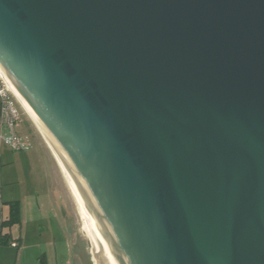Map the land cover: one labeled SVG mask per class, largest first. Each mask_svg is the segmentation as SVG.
<instances>
[{
    "label": "water",
    "instance_id": "1",
    "mask_svg": "<svg viewBox=\"0 0 264 264\" xmlns=\"http://www.w3.org/2000/svg\"><path fill=\"white\" fill-rule=\"evenodd\" d=\"M0 74L93 264H264V0H0Z\"/></svg>",
    "mask_w": 264,
    "mask_h": 264
},
{
    "label": "rangeland",
    "instance_id": "2",
    "mask_svg": "<svg viewBox=\"0 0 264 264\" xmlns=\"http://www.w3.org/2000/svg\"><path fill=\"white\" fill-rule=\"evenodd\" d=\"M17 106L23 114L21 126L18 124L15 129L23 139H29L32 134L33 138L29 140L32 148L13 151L0 142V152H8L12 156L10 164L3 167V183L6 182L4 180L11 181L9 186L2 187L3 199L11 195L18 202L20 210L19 224L8 227L13 239H19L20 236L22 240L23 251L17 264H40V261L64 264L71 258L67 224L60 208L63 206L67 216H71L76 229V203L59 174L58 166L57 170L56 163L52 161L54 159L37 146L41 136L18 103ZM6 252L10 254L12 263H15L16 252L9 247Z\"/></svg>",
    "mask_w": 264,
    "mask_h": 264
},
{
    "label": "crops",
    "instance_id": "3",
    "mask_svg": "<svg viewBox=\"0 0 264 264\" xmlns=\"http://www.w3.org/2000/svg\"><path fill=\"white\" fill-rule=\"evenodd\" d=\"M21 123H22V121L19 123L20 126H21ZM30 137L33 138L32 134L29 136L28 140H30ZM39 140H40L39 141L40 143H38L37 146H39L40 149L44 150V153H46L47 155H49V157H51V159H53L52 156L50 155V152L46 148L44 142L42 141V139L39 138ZM31 148H32V144H31ZM34 148H35V146H33V149ZM11 158H12V156H9L8 152H5V153L0 152V178H1L0 179V264H17L18 259H20L21 253L23 251L21 237L19 236V239H13L10 236V231L8 230V227L3 226V222L7 221L8 217H9L8 203L14 201L12 199L11 195H9L10 196V197H8L9 199L7 198L6 200H4L3 199V191H4L3 189L4 188L2 189L3 186H9L11 184V181H8V180H4L6 182L3 183V179H2L3 167H5L4 165L10 164ZM52 161L54 162V160H52ZM54 164H55V162H54ZM55 166H56V164H55ZM56 168H57V166H56ZM57 170H58V168H57ZM59 174H60V172H59ZM60 176H61V174H60ZM61 178H62V176H61ZM60 211H61V208H60ZM5 230H7V231L4 232ZM67 232H68V244L70 245L74 241V238L76 237V229L73 226V223H72V225L67 224ZM4 235H7V237H3ZM13 242L17 244V247L11 246V243H13ZM1 247H3V248H1ZM7 247H9L10 249H12L16 252L14 254V262L15 263H12L10 254H8L6 252ZM42 263H43V261H40V264H42Z\"/></svg>",
    "mask_w": 264,
    "mask_h": 264
},
{
    "label": "built area",
    "instance_id": "4",
    "mask_svg": "<svg viewBox=\"0 0 264 264\" xmlns=\"http://www.w3.org/2000/svg\"><path fill=\"white\" fill-rule=\"evenodd\" d=\"M23 113L16 100L7 90L0 77V142L13 151L28 150L31 144L28 138H22L15 127L21 122ZM15 247V244H11Z\"/></svg>",
    "mask_w": 264,
    "mask_h": 264
},
{
    "label": "flooded vegetation",
    "instance_id": "5",
    "mask_svg": "<svg viewBox=\"0 0 264 264\" xmlns=\"http://www.w3.org/2000/svg\"><path fill=\"white\" fill-rule=\"evenodd\" d=\"M61 214L62 217L65 219L66 224L72 225V218L71 216L66 215L65 211L63 210V206L61 208ZM11 244H15V247H17L16 243L13 242ZM68 249L70 252L71 260L64 261V264H93L92 258L90 256L92 254L87 252V248L85 244L82 243L79 239L78 234L74 238V241L70 245L68 244ZM42 264H47V261Z\"/></svg>",
    "mask_w": 264,
    "mask_h": 264
},
{
    "label": "bare ground",
    "instance_id": "6",
    "mask_svg": "<svg viewBox=\"0 0 264 264\" xmlns=\"http://www.w3.org/2000/svg\"><path fill=\"white\" fill-rule=\"evenodd\" d=\"M0 77L2 78L7 90L10 92V94L13 96V98L16 100V102L18 103V105L21 107V109L23 110V112L25 113V115L28 117V119L31 121V123L34 125V127L36 128L37 132L39 133V135L41 136L46 148L48 149V151L50 152V154L52 155L54 162L56 163V165L59 168V172L73 198V200L76 203V209H77V200L74 194V190L72 187V183L70 181V179L68 178L63 166L61 165V163L59 162V160L57 159L56 155L54 154V152L52 151V149L50 148L49 144L47 143L46 139L44 138L43 134L41 133L40 129L38 128V126L36 125V123L34 122V120L32 119V117L30 116V114L28 113V111L26 110V108L24 107V105L22 104V102L20 101V99L17 97V95L8 87L5 79L3 78V76L0 74Z\"/></svg>",
    "mask_w": 264,
    "mask_h": 264
},
{
    "label": "trees",
    "instance_id": "7",
    "mask_svg": "<svg viewBox=\"0 0 264 264\" xmlns=\"http://www.w3.org/2000/svg\"><path fill=\"white\" fill-rule=\"evenodd\" d=\"M9 207V217L7 221L3 222V226L10 227L15 224H19L20 222V210H19V204L16 201L8 203ZM3 237H7V235H4Z\"/></svg>",
    "mask_w": 264,
    "mask_h": 264
}]
</instances>
